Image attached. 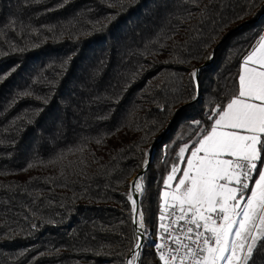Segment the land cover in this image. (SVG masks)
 <instances>
[{
	"label": "trees",
	"instance_id": "trees-1",
	"mask_svg": "<svg viewBox=\"0 0 264 264\" xmlns=\"http://www.w3.org/2000/svg\"><path fill=\"white\" fill-rule=\"evenodd\" d=\"M263 9L264 0H0V264H126L130 180L169 127L136 181L139 264H162L150 237L163 226L164 179L238 96ZM217 44L192 101L195 69ZM258 153L250 183L264 133ZM240 264H264V235Z\"/></svg>",
	"mask_w": 264,
	"mask_h": 264
},
{
	"label": "rangeland",
	"instance_id": "rangeland-1",
	"mask_svg": "<svg viewBox=\"0 0 264 264\" xmlns=\"http://www.w3.org/2000/svg\"><path fill=\"white\" fill-rule=\"evenodd\" d=\"M216 142L220 141L211 136L189 154L183 167L166 175L160 205L162 211L172 207L190 211L199 221H222L214 230L215 246L204 252L202 264H240L264 235V188L252 190L264 185V180L258 186L250 183L258 161L243 159L252 155L236 154L234 148L222 155L224 145ZM259 167L262 176L264 162Z\"/></svg>",
	"mask_w": 264,
	"mask_h": 264
},
{
	"label": "crops",
	"instance_id": "crops-1",
	"mask_svg": "<svg viewBox=\"0 0 264 264\" xmlns=\"http://www.w3.org/2000/svg\"><path fill=\"white\" fill-rule=\"evenodd\" d=\"M263 133L264 31L257 37L243 57L239 74L238 96L229 102L209 133L201 139L198 145L201 146L204 142H209L211 136H215L220 141L216 143L224 145L222 155L229 153L226 150L234 148L236 154L242 156L252 155L243 160L247 161L252 158L254 161H258V143ZM251 162L253 163V161ZM262 168L263 166H261L260 171ZM260 173L253 181L254 185L257 184L258 186L264 180V174L260 176ZM262 188H264V185L252 190L255 192ZM169 209L171 208L166 209L164 212Z\"/></svg>",
	"mask_w": 264,
	"mask_h": 264
},
{
	"label": "built area",
	"instance_id": "built-area-1",
	"mask_svg": "<svg viewBox=\"0 0 264 264\" xmlns=\"http://www.w3.org/2000/svg\"><path fill=\"white\" fill-rule=\"evenodd\" d=\"M222 225L219 219L199 221L187 210L166 211L156 241L162 264H202L206 250L215 246L214 230Z\"/></svg>",
	"mask_w": 264,
	"mask_h": 264
},
{
	"label": "water",
	"instance_id": "water-1",
	"mask_svg": "<svg viewBox=\"0 0 264 264\" xmlns=\"http://www.w3.org/2000/svg\"><path fill=\"white\" fill-rule=\"evenodd\" d=\"M263 13H264V9L262 10L261 14L256 19H258ZM246 23H249V21H246ZM238 27H240V26H238ZM218 45L219 44H217L213 48L212 55L209 57V59L206 60L205 62H203L202 64H200L199 66H197L195 69L194 81H195V85H196V89H197V95L195 96V98L192 101L197 100L199 98V95H200V88L198 85L199 71L202 67L209 64L213 60V54L215 53ZM183 106H185V104H183L181 106V108ZM180 110L181 109H179V111ZM168 130H169V127L165 130V132L163 134L159 135L155 139V141L151 144L148 159H147L146 163L130 180L131 181V206H132L131 207V213H132V223H133L134 230H135V242H134L133 247L131 248L130 252L126 256V264H139L140 249H141V246H142V243L144 240L143 228H141V226L139 225V221H138V218H139L138 210H139L140 196L138 193V187H137L136 181L138 178H140L144 174L145 170L149 167L150 163L153 160L157 143L160 141V139L164 136V134Z\"/></svg>",
	"mask_w": 264,
	"mask_h": 264
},
{
	"label": "bare ground",
	"instance_id": "bare-ground-1",
	"mask_svg": "<svg viewBox=\"0 0 264 264\" xmlns=\"http://www.w3.org/2000/svg\"><path fill=\"white\" fill-rule=\"evenodd\" d=\"M199 85V84H198ZM197 90V89H196ZM201 95V92H200ZM199 95V97H200ZM150 242L155 245L158 249H159V242L156 241V238H152V236L150 237Z\"/></svg>",
	"mask_w": 264,
	"mask_h": 264
}]
</instances>
